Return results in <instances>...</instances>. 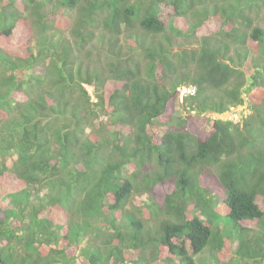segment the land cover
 Here are the masks:
<instances>
[{
  "label": "trees",
  "instance_id": "16d2710c",
  "mask_svg": "<svg viewBox=\"0 0 264 264\" xmlns=\"http://www.w3.org/2000/svg\"><path fill=\"white\" fill-rule=\"evenodd\" d=\"M3 1L0 264H264V0H54L55 24L52 0ZM187 13L212 32L171 38Z\"/></svg>",
  "mask_w": 264,
  "mask_h": 264
},
{
  "label": "rangeland",
  "instance_id": "374dc122",
  "mask_svg": "<svg viewBox=\"0 0 264 264\" xmlns=\"http://www.w3.org/2000/svg\"><path fill=\"white\" fill-rule=\"evenodd\" d=\"M54 2L55 1L52 0V2L47 3L48 6L46 8H44V10L42 11V13L45 16L49 17V18H47V20L50 21L52 24H55V22L58 20L59 16H67V14H65V12H64V9L61 7L57 8ZM3 5L5 6V9L8 8V5L10 8L9 1H7V0L3 1ZM41 10H38V11L41 12ZM39 12L37 13V15L39 14ZM71 12H72V16H75L74 10H72ZM26 13H27V10H26ZM262 13L264 14V11H262ZM169 16H172V15H169ZM188 16H192V14L187 13V14L181 15V16H173V17L168 19L167 32H168V34H170L172 36L171 38H173L174 40H176L178 42H182L180 36L175 35V34L173 35L172 33H170L171 31L173 32V30L181 32L182 34H187V35H189V38H193V37L200 36V35L204 34L207 31V29L208 30L210 29V31L212 32L213 27H209L206 29H205V27H202L199 29H193L194 27H192V21ZM65 35H66V33H65ZM181 37H184V36H181ZM121 43L124 44L123 41H121ZM96 50H98V49H96ZM3 68H4L3 66H0V70H3ZM17 75L19 76L20 81H21V79H23L25 77V74H22V73H18ZM86 90L88 92H92L91 89L88 87L86 88ZM193 91H194V89L184 88L179 92V95L175 100L174 113L170 117V119L168 120L169 123L176 124L177 123L176 119L178 116L179 117H183L186 115H188V116L192 115L193 116L192 113L194 111L187 114L186 113L187 108H185L184 104H183V100H184L185 95L186 94H192ZM12 97H13V100H15L12 103L13 106L24 104L28 100V96L26 94L21 93V92H17V91L13 92ZM243 97L245 98V95H243ZM211 100H213L215 102L222 100L225 102L226 98H225V96L222 95V93L220 91H216L213 93ZM242 106L243 107H240V108L232 107L229 110V111H232V113L229 116H227L225 119H221V120L232 121L233 123H240L243 118H245L246 116H248L250 114V111L248 110V101L246 98H245V103ZM234 108H236V109H234ZM225 113H227V112H225ZM199 116L197 117L198 119H201V120L210 119V120H208L207 122H204L202 124H199L197 126L198 131L200 133L209 132L210 128H211V119H217V117L214 115H208L207 117H199ZM5 118H6V114L4 115L3 119H5ZM194 125H195V123L193 125H191L190 123H187L184 125V127L182 129L186 130V131L187 130L192 131V128L194 127ZM167 126H168V124H167ZM173 126H174V128H179V126L177 124L173 125ZM210 172L212 174L210 176L205 175L204 173L199 174L200 176L198 177V179H199V183L201 186H203V184H205V183L207 185H209L211 183V180L216 178V175H213V173H214L213 169H210ZM170 184L171 183H169V185ZM214 187H215L214 193H221L223 191V189H219V186L217 185V181H215ZM137 201L139 202V200H137ZM31 204H33V206H35L36 208L38 207V203H35L33 200H31ZM222 209H223L222 206L218 209V211L220 210V216L223 214ZM11 227L14 231L17 230V225H11ZM16 232H18V230ZM151 249L152 248H149L143 252V255L147 259L148 264L151 262V252H152ZM123 255L127 260L125 264H130V262H131L130 260H136V258L138 257V254L135 251H126L125 250ZM212 257H213V255L211 253L206 252V253H203L202 255H200L199 257H197L196 262L198 264H211L213 261ZM221 260L227 261L224 257H221ZM78 261H80V260H78ZM152 264H155V262Z\"/></svg>",
  "mask_w": 264,
  "mask_h": 264
},
{
  "label": "water",
  "instance_id": "95a60500",
  "mask_svg": "<svg viewBox=\"0 0 264 264\" xmlns=\"http://www.w3.org/2000/svg\"><path fill=\"white\" fill-rule=\"evenodd\" d=\"M240 107H243V106H238L236 108H240ZM236 108H234V109H236ZM231 113H232V111H229V112L224 113V114H219V113H216V112H213V111H209V112L204 113L203 115H200L199 117H207L208 115H214V116L217 117V119L221 120V119H225ZM192 114L195 115L194 112Z\"/></svg>",
  "mask_w": 264,
  "mask_h": 264
},
{
  "label": "clouds",
  "instance_id": "9594fccd",
  "mask_svg": "<svg viewBox=\"0 0 264 264\" xmlns=\"http://www.w3.org/2000/svg\"><path fill=\"white\" fill-rule=\"evenodd\" d=\"M88 86H85V88H87ZM88 88H90L91 89V91H92V88L91 87H88ZM182 89H184V88H182ZM90 95H92V92H88ZM242 106V105H241ZM238 107V106H237ZM224 114V113H223ZM199 116V115H198Z\"/></svg>",
  "mask_w": 264,
  "mask_h": 264
}]
</instances>
